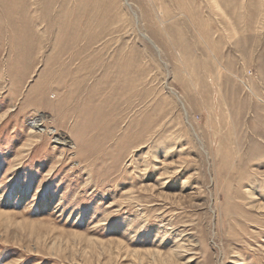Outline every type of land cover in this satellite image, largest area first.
I'll return each mask as SVG.
<instances>
[{"label": "rangeland", "instance_id": "obj_1", "mask_svg": "<svg viewBox=\"0 0 264 264\" xmlns=\"http://www.w3.org/2000/svg\"><path fill=\"white\" fill-rule=\"evenodd\" d=\"M0 264H264V0H0Z\"/></svg>", "mask_w": 264, "mask_h": 264}, {"label": "bare ground", "instance_id": "obj_2", "mask_svg": "<svg viewBox=\"0 0 264 264\" xmlns=\"http://www.w3.org/2000/svg\"><path fill=\"white\" fill-rule=\"evenodd\" d=\"M37 122H38V120H34V121H33V124L31 125V127H32V128H33V127L36 128L37 126H40V125H38ZM33 129H34V128H33Z\"/></svg>", "mask_w": 264, "mask_h": 264}]
</instances>
